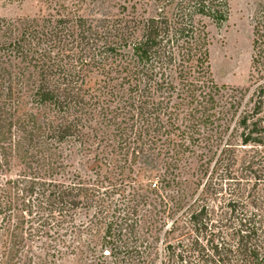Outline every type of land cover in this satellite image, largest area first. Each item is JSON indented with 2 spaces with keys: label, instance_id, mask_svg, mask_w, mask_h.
Instances as JSON below:
<instances>
[{
  "label": "trees",
  "instance_id": "16d2710c",
  "mask_svg": "<svg viewBox=\"0 0 264 264\" xmlns=\"http://www.w3.org/2000/svg\"><path fill=\"white\" fill-rule=\"evenodd\" d=\"M229 12L38 0L0 15V264H264V7L245 86L210 70Z\"/></svg>",
  "mask_w": 264,
  "mask_h": 264
},
{
  "label": "rangeland",
  "instance_id": "374dc122",
  "mask_svg": "<svg viewBox=\"0 0 264 264\" xmlns=\"http://www.w3.org/2000/svg\"><path fill=\"white\" fill-rule=\"evenodd\" d=\"M264 0H230L228 19L219 26H211L209 44L210 70L214 80L234 86H245L251 61L252 25ZM38 0H0V15L33 14ZM72 166L84 167L87 161L79 152L70 158ZM85 239L88 235L83 236ZM66 261L65 264H68Z\"/></svg>",
  "mask_w": 264,
  "mask_h": 264
}]
</instances>
